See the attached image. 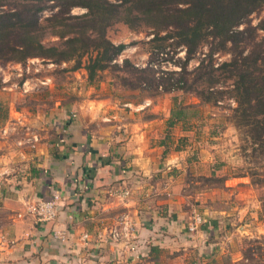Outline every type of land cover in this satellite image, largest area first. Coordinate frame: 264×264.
Segmentation results:
<instances>
[{"label": "crops", "instance_id": "1", "mask_svg": "<svg viewBox=\"0 0 264 264\" xmlns=\"http://www.w3.org/2000/svg\"><path fill=\"white\" fill-rule=\"evenodd\" d=\"M112 99L89 100V112L86 104L17 112L24 140L0 153V264H218L225 242L211 233L230 209H204L209 219L189 231L182 177L193 161L163 121L143 115L145 106L118 110ZM120 188L130 193L115 194ZM56 195L55 218L36 222L28 206ZM123 221L128 236L97 237Z\"/></svg>", "mask_w": 264, "mask_h": 264}, {"label": "rangeland", "instance_id": "2", "mask_svg": "<svg viewBox=\"0 0 264 264\" xmlns=\"http://www.w3.org/2000/svg\"><path fill=\"white\" fill-rule=\"evenodd\" d=\"M23 2L26 0L1 1L6 3L4 8L19 7ZM39 2L42 9L37 12V39L44 46H57L63 52L70 51L72 46L65 41L79 27L75 19L69 17L81 15L87 9L79 5L61 7L59 0ZM122 4L121 17L132 21L111 20L105 34L114 43H125V48L111 62L112 65L98 72L92 81L88 80L82 66L76 67L75 58L59 60L58 55L52 58L0 56V153L11 152L13 147L19 146V140H24L21 128L23 126L25 131L26 126L18 118L19 111L36 114L52 107L65 106L77 112L86 104L84 109L89 112L90 108H94L88 106L89 100H98L102 96L108 98V103H112L114 96L117 97V104H114L118 110H135L145 106L143 115L163 121L167 126L166 136L172 141L177 138V146L185 148L186 159L193 161L186 165L182 177L181 207L186 214L204 213L203 219L208 220L209 214L203 212L204 209H214L217 213L221 209L231 211L229 216L216 213L223 219L216 223L211 235L222 237L225 242L218 249L221 254L217 263L264 264V162H255L250 153L244 154L243 136L231 121L234 101L228 93L216 94L217 100L209 102L193 93V68L201 58H206L208 40H203L194 56L187 59L185 46L164 22V14H160V26H152L151 23H156L153 14L138 11L142 19L139 21L134 18L133 5L129 2ZM129 8L133 10L131 13ZM61 21L66 25H61ZM263 21L264 3L252 10L236 27L243 30L237 42L240 51L244 53L264 47V31L255 27ZM21 55L14 52L15 57ZM215 57L218 62L228 59L230 54L218 52ZM85 59L84 56L81 65ZM224 74L227 75L219 74L221 79H224ZM181 75L188 79V90H165V86H174L179 82ZM224 84L217 88L225 89ZM174 104H189L190 107L184 120L169 126L167 120ZM116 115L118 113L113 117L104 115L103 118L98 115L92 123H110ZM252 169L263 173L261 180H257L255 175L251 177ZM190 218L187 216V224ZM67 260L66 264H89L73 258Z\"/></svg>", "mask_w": 264, "mask_h": 264}, {"label": "trees", "instance_id": "3", "mask_svg": "<svg viewBox=\"0 0 264 264\" xmlns=\"http://www.w3.org/2000/svg\"><path fill=\"white\" fill-rule=\"evenodd\" d=\"M1 1L0 56L23 58L37 55L52 58L58 55L59 60L75 58L76 67L82 66L86 70L89 81L94 80L98 72L111 66V62L125 48V43H114L105 34L111 20L132 21L128 17H121L122 3L133 5L136 20H142L138 11L146 15L153 14L156 23H151L152 26H160L159 17L164 14V22L174 30L179 42L185 46L187 59L194 56L203 40H208L209 49L204 55L206 58H201L193 68V93L205 102L217 100L216 94L223 91L228 93L234 101L231 121L243 136L244 154L250 153L255 162H264V47L244 53L240 51L237 42L243 30L236 28L264 0H59L61 7L79 5L87 9L81 15L69 17L75 19L79 28L67 37L65 43L72 46L67 52L57 46H44L37 39V12L42 9L39 0H26L20 4L21 7L10 8H4L6 3ZM128 11L131 13L133 10L129 8ZM60 24L66 25L62 21ZM255 27L264 31V21ZM58 35L62 36V33ZM76 42L81 44L75 45ZM14 52L22 55L15 57ZM218 52H229L230 57L217 62L215 54ZM84 56L86 59L81 65ZM220 73L227 75L224 74V79H221ZM187 81L181 75L179 82L174 86H165V90H188L190 86L186 87ZM221 82L225 83V89L217 88L222 85ZM189 107V104H174L167 125L184 120ZM262 174L257 169H252L250 173L257 180H261Z\"/></svg>", "mask_w": 264, "mask_h": 264}, {"label": "built area", "instance_id": "4", "mask_svg": "<svg viewBox=\"0 0 264 264\" xmlns=\"http://www.w3.org/2000/svg\"><path fill=\"white\" fill-rule=\"evenodd\" d=\"M74 116V114H73ZM33 138L32 136L30 139ZM114 193L123 197L127 196L129 194V190L127 188H120V189H114ZM58 196H54L50 199H43L38 200L34 202L33 204L28 206V210L33 214V218L36 222H46L49 220H52L56 216V198ZM204 222L203 217L199 213H193L188 224L187 228L189 231H195L198 229L200 225ZM122 226L115 225L108 229V231H104L102 233H98V238H105L108 236L112 240H118L121 237H126L131 232L132 227L127 222L123 221ZM58 235V233H55ZM104 234V235H103ZM84 238H86L88 235L85 233ZM61 237V236H59Z\"/></svg>", "mask_w": 264, "mask_h": 264}]
</instances>
